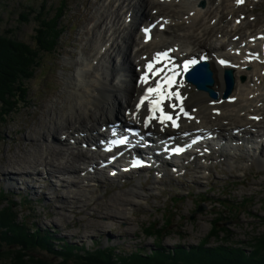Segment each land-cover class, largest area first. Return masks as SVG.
Segmentation results:
<instances>
[{"label": "rangeland", "instance_id": "rangeland-1", "mask_svg": "<svg viewBox=\"0 0 264 264\" xmlns=\"http://www.w3.org/2000/svg\"><path fill=\"white\" fill-rule=\"evenodd\" d=\"M103 2L0 0V35H8L14 45L17 41L36 50L40 26L60 21L53 53L40 56L39 67H31L30 78L15 96L19 100L12 97L7 106H0V161L21 153L26 161L15 164L24 170L30 160L42 154L40 148L29 154L36 142L50 144V138L46 142L47 129L40 123L60 116L68 103L74 102L66 78L90 47ZM245 6L259 18L257 27L264 24V0H247ZM7 54L3 53L4 60ZM30 135L35 140L28 139ZM239 145H232L231 155L213 144L212 154L192 161L175 158L174 166L167 167L157 159L140 170L123 168L118 173L102 171V166H97L98 173L95 169L86 173L89 164L81 161L84 170L71 173L69 180L82 182L70 185L63 180L68 175L58 173L49 177L50 185H35L33 193L27 186L33 181L18 183L12 189L5 181L10 174L0 176L4 178L0 180V264H108V256L113 255L112 264H131L129 257L121 260L119 255H145L153 248L171 256L180 248L190 252L199 246L240 245L250 251L247 241L264 233V164L247 157L257 148ZM218 153L226 156L220 159ZM203 164L207 169L201 167ZM8 167L3 165L1 170ZM132 188L141 195L128 193ZM77 189L79 200L74 197ZM82 192L87 193L85 201ZM65 194L74 202L65 204ZM119 197L127 200L117 201ZM108 210H116L120 216L107 218ZM224 215L230 218L224 219ZM167 223H171L168 228ZM213 227H225V231L212 234ZM44 234L52 238L40 241ZM100 250L97 259H89L93 251Z\"/></svg>", "mask_w": 264, "mask_h": 264}, {"label": "bare ground", "instance_id": "bare-ground-1", "mask_svg": "<svg viewBox=\"0 0 264 264\" xmlns=\"http://www.w3.org/2000/svg\"><path fill=\"white\" fill-rule=\"evenodd\" d=\"M103 1L90 47L75 61V70L66 78V87L73 93L74 102L66 101L69 104L66 112L63 111L60 116L40 123L47 129V134L44 133L43 136L45 138V134L47 135L46 142L49 143L50 138V144H53L45 145L44 140L36 139L37 142L34 148L29 150V154L34 155L39 152V148L42 154L30 160V165L25 166L24 170L15 164L26 161L21 153L17 152L13 157L8 156L4 160L5 163L0 161V176L5 178L10 174L5 180L6 187L13 189L18 183L30 184L29 182L33 181L34 184L27 185L33 193L35 185H50L49 177L58 173L68 175L64 176L63 180L70 185L82 182L73 178L69 180L70 174L84 170L81 169V161L89 164V169L84 170L86 173L97 169L99 162L94 158L99 152L91 150V146L95 145V137H98L95 133H103V125L114 120L134 122L142 129V134L147 139H152V142H138L140 150L135 151L136 156H149L147 150L142 147L148 143L151 144L150 153L156 151L159 156L165 149L170 148L169 145H174L180 135L185 134L190 141L192 136L201 134L204 135V144L214 141V144L221 146L222 151L229 150V155L232 154L233 144L240 143L241 147L244 143L246 149L257 148L255 153L248 154L247 157L263 166L264 24L257 27L259 18L247 10V0H243L241 6L238 5V0ZM145 28L151 29L150 36L143 32ZM163 49L170 50L177 58H184L188 54H198L199 59L206 57L215 70L213 89L217 95L198 89L194 82L190 83L185 79V73L176 79V84L170 91L180 93L183 112L179 107L175 110L169 107L170 103H178L175 98L166 100L164 104L173 117L179 115L177 128H174L170 121L161 124L157 120H153L146 127L148 105L137 106L144 91L143 83L137 82L139 68L143 69L146 62L155 59L156 54ZM219 59L228 60V65L235 70L236 83L229 96H226L228 83L224 78V67L218 63ZM247 67H250V70H247ZM243 76L246 80H242ZM146 85L150 86L149 83ZM187 112L191 114L190 118L185 116ZM156 138L162 144L155 145L153 140ZM28 139L35 140L31 135ZM173 147L168 152L172 151ZM47 151L53 156H49ZM186 156L190 160L195 157L192 153ZM221 156L216 154L220 159ZM223 159L229 160L228 157ZM164 162L174 166V162L168 158ZM6 164H9L10 168L1 170ZM104 166L108 168L112 165ZM201 167L207 169V165L203 164ZM107 168L102 171H107ZM26 171L30 177L26 176ZM18 172L21 173L15 175ZM3 177L0 180L4 179ZM54 188L52 184V189ZM79 191L77 189L74 195L77 200L80 199ZM128 193L141 195L137 188L130 189ZM82 195L85 201L87 193L82 192ZM120 199L127 200L119 197L117 201ZM62 200L65 204L74 202L70 200V195L66 194L62 196ZM112 204L114 206L115 202ZM114 214L120 216L118 211L108 210L105 217L109 218Z\"/></svg>", "mask_w": 264, "mask_h": 264}, {"label": "trees", "instance_id": "trees-1", "mask_svg": "<svg viewBox=\"0 0 264 264\" xmlns=\"http://www.w3.org/2000/svg\"><path fill=\"white\" fill-rule=\"evenodd\" d=\"M59 24L60 21L57 19L53 23L42 24V26H40L38 30L39 41L36 50L35 48L31 50V47L24 43L20 45L17 41L14 45V42L8 35H0V106H7L11 103L12 97L14 99L17 98L15 96L18 94V91L21 90L20 86L23 85L25 79L30 78L31 67L34 65L36 68L39 67L38 61L41 59L40 56L42 57L43 55L53 53V49L55 48L54 45L59 39V35L57 34ZM15 52L17 54H11ZM3 53H10L9 55L7 54L9 58L7 56L4 60ZM10 59L13 61H10ZM24 97L25 95L22 96V98ZM17 100H19V98H17ZM223 218L227 219L230 217L224 215ZM217 223L218 221L216 220V224ZM170 225L171 223H167L165 226L168 228ZM224 231L225 227H217L214 228L212 234H220ZM38 232H40V230ZM226 234L229 235L227 231ZM50 238V236H45L44 234L40 241L50 240ZM251 240L252 242L247 241V245L251 247L250 251L240 245H218L213 248L199 246V249L190 252L185 251L184 248H180V250L175 253L177 255L171 256L164 253L160 254L159 249L154 248L151 252L147 251L144 253L145 255L138 253L127 255L125 253L124 255H119V259L126 260V258L129 257L131 264H264V233L254 236ZM73 247L75 246L73 245ZM155 247H157L156 243ZM96 252L97 253H94L93 251V255H91L89 259H97L98 253H101V250ZM114 257L115 255L112 257L108 256V264H112L111 260H114Z\"/></svg>", "mask_w": 264, "mask_h": 264}, {"label": "snow or ice", "instance_id": "snow-or-ice-1", "mask_svg": "<svg viewBox=\"0 0 264 264\" xmlns=\"http://www.w3.org/2000/svg\"><path fill=\"white\" fill-rule=\"evenodd\" d=\"M242 3L243 0H240ZM170 63V57L167 51L162 53H157L154 61L150 62L147 65V72L151 74L152 77H160V80L156 83L154 87H149L147 89V94L141 99L140 106L145 104L148 105L149 115L147 117V121L150 122L153 119L159 120L161 124H164L166 121H170L173 126L177 125V120L179 119V115L175 118L173 115L165 113L163 105L165 101H171L175 98L178 103H170L169 107L173 110L180 108V111L183 112L182 100L180 98V93L177 91L175 93L169 91L173 85L176 84L175 75H169L168 73L173 70L168 67ZM196 61H190L189 64H194ZM223 63V61H221ZM159 64V67L156 65ZM189 64L184 65L185 69L188 68ZM149 77H145V83H147ZM148 126V123L145 124Z\"/></svg>", "mask_w": 264, "mask_h": 264}, {"label": "water", "instance_id": "water-1", "mask_svg": "<svg viewBox=\"0 0 264 264\" xmlns=\"http://www.w3.org/2000/svg\"><path fill=\"white\" fill-rule=\"evenodd\" d=\"M208 67H209V65L207 64V65H206L207 70H208ZM227 74H228V85H229V90H231V89H233V87H234V77H233V72H232L231 70H229V71L227 72ZM205 77H206L205 85H202V87L209 89L210 92H211L212 94H215V95H216L215 91H214L212 88L208 87V85H212V84H213V76H212V72H211L210 70H208V71L205 73Z\"/></svg>", "mask_w": 264, "mask_h": 264}]
</instances>
